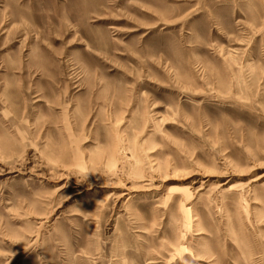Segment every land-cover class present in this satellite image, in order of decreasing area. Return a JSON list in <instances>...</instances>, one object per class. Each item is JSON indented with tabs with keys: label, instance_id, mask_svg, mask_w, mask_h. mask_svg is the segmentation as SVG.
<instances>
[{
	"label": "rangeland",
	"instance_id": "rangeland-1",
	"mask_svg": "<svg viewBox=\"0 0 264 264\" xmlns=\"http://www.w3.org/2000/svg\"><path fill=\"white\" fill-rule=\"evenodd\" d=\"M0 264H264V0H0Z\"/></svg>",
	"mask_w": 264,
	"mask_h": 264
}]
</instances>
